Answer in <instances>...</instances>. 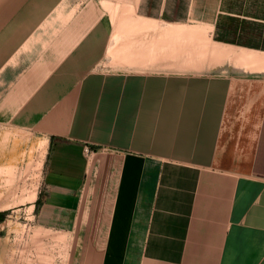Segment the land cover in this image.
Masks as SVG:
<instances>
[{"label": "crops", "instance_id": "1", "mask_svg": "<svg viewBox=\"0 0 264 264\" xmlns=\"http://www.w3.org/2000/svg\"><path fill=\"white\" fill-rule=\"evenodd\" d=\"M217 12L0 0V124L45 141L39 216L86 222L66 264H264V49Z\"/></svg>", "mask_w": 264, "mask_h": 264}, {"label": "rangeland", "instance_id": "2", "mask_svg": "<svg viewBox=\"0 0 264 264\" xmlns=\"http://www.w3.org/2000/svg\"><path fill=\"white\" fill-rule=\"evenodd\" d=\"M219 39L264 49V0H218ZM45 141L0 124V264H66L70 246L87 243L80 216H39Z\"/></svg>", "mask_w": 264, "mask_h": 264}, {"label": "trees", "instance_id": "3", "mask_svg": "<svg viewBox=\"0 0 264 264\" xmlns=\"http://www.w3.org/2000/svg\"><path fill=\"white\" fill-rule=\"evenodd\" d=\"M45 200V194H43L42 191L39 192L37 199L35 200L34 204L36 208H38ZM4 211H0V215H3ZM0 221H2V218L0 217Z\"/></svg>", "mask_w": 264, "mask_h": 264}, {"label": "bare ground", "instance_id": "4", "mask_svg": "<svg viewBox=\"0 0 264 264\" xmlns=\"http://www.w3.org/2000/svg\"><path fill=\"white\" fill-rule=\"evenodd\" d=\"M37 196V195H36Z\"/></svg>", "mask_w": 264, "mask_h": 264}]
</instances>
